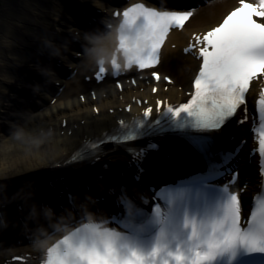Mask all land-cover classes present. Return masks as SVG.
<instances>
[{"label": "bare ground", "instance_id": "1", "mask_svg": "<svg viewBox=\"0 0 264 264\" xmlns=\"http://www.w3.org/2000/svg\"><path fill=\"white\" fill-rule=\"evenodd\" d=\"M60 1L68 2L69 0H24L23 2L8 0L0 3V82L5 85L4 90H0V125L3 124L9 132V135L4 136V130L0 128V191L13 190L12 194L0 195V211L2 214H6L4 221L8 224L12 222V214L15 216L23 213L13 210L16 203L26 208L29 203L30 206H34L40 200L55 197L56 194L51 186L46 184V179H50L52 184L59 185V191H64L66 187L72 189L75 185L83 184L85 180L91 179L92 174L96 173L94 166L88 167L83 162L67 160L70 154L77 150L79 142L82 139H92L100 135L102 131L114 127L116 118L128 119L129 115L117 110L124 106L122 104L126 99H129L128 96L147 95V97L153 98L147 91L139 93L125 85L122 95L115 88L106 87L98 92L99 95L95 97L94 101L88 95L83 104L72 97L69 102L60 98V102L50 105L47 104V100L50 99L49 95L33 90L38 99H36V103H40L45 109L35 115L27 113L23 118V123L19 126H14L13 122L8 121L7 114L13 111L17 104L14 100L12 101L13 97L6 98L5 95L9 91L22 94L23 90L32 89L30 82L41 73L37 62L42 61L44 56H48L45 44L48 43L51 47L55 46L46 35L55 28L58 32L67 31L66 20L61 14L62 10L67 9L63 8ZM74 1L78 6L83 7L92 0ZM109 3L111 4L112 1ZM110 4L96 1L92 6L93 8L110 9L112 8V4ZM70 6L72 8L74 5ZM229 6L224 1L202 9L189 30L182 31L179 38H186L190 31L208 29L212 25L211 17H219ZM72 10L76 11V15H79L76 7H73ZM101 16L103 15L99 14L96 17L100 18ZM72 26L73 28L70 27L72 32L77 30L74 25ZM174 56L176 60L171 62L172 65L169 64L170 61H166L165 64L169 66L175 82H179V85L182 86L186 82L187 76L192 74V70L194 72L195 66L192 61L187 60L182 63L185 68L183 70L177 64V60L181 61V59H177V54ZM63 61L65 62L64 58ZM85 63L86 61H82L75 66L80 68ZM175 67L182 72L175 71ZM80 69L82 70V67ZM167 71L169 70L167 69ZM28 77L31 78L30 81L26 80ZM53 77L56 78V76ZM142 81L144 82V80ZM61 82L64 83V81ZM11 86H13V90ZM51 88H55V86L47 89L50 91ZM80 89L83 90V86ZM177 92V86L169 88L167 96L177 99ZM159 95L163 96L164 93L159 91ZM93 108L99 110L98 116L92 115ZM132 110L136 111L137 109L132 107ZM63 119L66 121L65 127L61 126ZM16 130H22L24 133L21 140L14 137L13 133ZM68 131H70L69 135ZM106 157H102L101 161H105ZM124 157L125 154L121 148L110 153L108 155V158L111 159L108 163L109 166L121 167L120 159L123 160ZM166 162V160H161L160 156H156L153 169L159 172V167L164 168ZM13 219L15 218L13 217ZM15 223H17L16 220ZM11 231L14 234L22 232L17 228L11 229ZM3 234L7 235L8 231H4ZM0 235L2 237V232Z\"/></svg>", "mask_w": 264, "mask_h": 264}, {"label": "snow or ice", "instance_id": "2", "mask_svg": "<svg viewBox=\"0 0 264 264\" xmlns=\"http://www.w3.org/2000/svg\"><path fill=\"white\" fill-rule=\"evenodd\" d=\"M240 3L241 6L222 24L202 38H195L196 45H202L198 53L202 65L194 80V93L188 102L169 106L166 110L176 117L186 113L194 118L198 128L218 131L238 111L243 112L238 122L247 121L250 82L264 74V24L253 19L264 18V0H258L255 5L245 0ZM191 15V12L156 10L139 3L126 9L118 37L125 67L131 68L134 64L141 69L153 66L169 29L182 28ZM196 45H190L187 51H192ZM111 63L118 72L120 65L116 59L113 58ZM104 72L101 65L99 75ZM151 111L146 110L144 116H150ZM257 114L264 117V91L258 99ZM259 153L264 157V125L259 133ZM153 210L158 213L159 205H154ZM252 222L255 224L253 229L241 227L240 201L237 195L231 194L212 237L205 242L206 250L197 249L189 257L177 249L169 252L170 259L161 264H212L220 255L231 253L234 257L237 248H244L249 253H264V213L258 220L253 215ZM97 239L103 242V247ZM119 239L115 233L100 232L97 225H85L48 249L45 264H158L161 254L158 246L145 254L127 245L117 247L115 241Z\"/></svg>", "mask_w": 264, "mask_h": 264}, {"label": "clouds", "instance_id": "3", "mask_svg": "<svg viewBox=\"0 0 264 264\" xmlns=\"http://www.w3.org/2000/svg\"><path fill=\"white\" fill-rule=\"evenodd\" d=\"M85 39L87 44L92 45L91 47H84L85 58L88 62L99 66H105L106 64L111 63L110 54H108L105 49L99 46V40L97 38L93 36H86ZM123 68L125 70L127 69L125 65H123ZM113 70L116 71L115 69ZM13 135L17 140H21L24 136V133L22 130H16ZM45 215L50 217L52 215V209L46 207ZM50 246L51 242L48 239H37L34 241V248L37 250H44Z\"/></svg>", "mask_w": 264, "mask_h": 264}, {"label": "rangeland", "instance_id": "4", "mask_svg": "<svg viewBox=\"0 0 264 264\" xmlns=\"http://www.w3.org/2000/svg\"><path fill=\"white\" fill-rule=\"evenodd\" d=\"M5 1H8V0H3V1H0V3H3V2H5ZM19 1H21V2H23L24 0H18V2ZM2 84H0V86H1Z\"/></svg>", "mask_w": 264, "mask_h": 264}]
</instances>
